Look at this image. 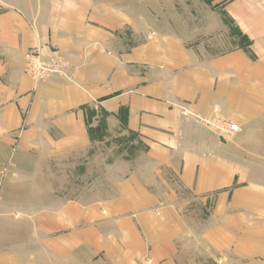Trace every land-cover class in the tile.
<instances>
[{
    "label": "crops",
    "instance_id": "1",
    "mask_svg": "<svg viewBox=\"0 0 264 264\" xmlns=\"http://www.w3.org/2000/svg\"><path fill=\"white\" fill-rule=\"evenodd\" d=\"M212 5L0 0V264H264V0ZM92 129L143 160L89 179Z\"/></svg>",
    "mask_w": 264,
    "mask_h": 264
},
{
    "label": "rangeland",
    "instance_id": "2",
    "mask_svg": "<svg viewBox=\"0 0 264 264\" xmlns=\"http://www.w3.org/2000/svg\"><path fill=\"white\" fill-rule=\"evenodd\" d=\"M197 1L201 3H206L209 6H213L212 4L216 2L217 0H197ZM209 8L210 7L206 9V12L203 13L202 11L201 13L205 14L206 16V13L209 11ZM231 28H232L233 48H234L238 44V42L237 44L234 42V38L237 40L239 39V44H243L244 39L242 36H239V33L236 31L237 29L234 26H231ZM241 39H242V42H240ZM40 56L42 59L41 61L45 63L46 62L50 63V61L55 59L53 57L52 59L46 60L44 59L42 55ZM28 57H27V71H28V64H29ZM60 60H62L66 64L67 66L66 72L68 74V65L66 61L63 60L62 58H60ZM108 133L109 132L104 131L103 136H100L101 134L97 136L94 129H92L89 133L90 134L89 135L90 137L89 147H92V149L91 150L89 149V154H88V158H89L88 162L90 163L88 166L89 168L88 178L95 179V177L99 178L100 176H102L105 181L104 183L105 187L110 185L111 182L109 181L112 178H116V177L120 179L125 178L131 172L128 169L127 163L131 161L143 160V154H141V152L137 153L136 151L137 150L142 151L144 148L142 145H137L135 139L128 138L127 136H123L124 132L122 131H115L114 134H108ZM233 135L231 134L226 135V137H223V138H230ZM116 164H119V169L117 170L115 169ZM101 165L103 166L102 170L100 169ZM0 237H1V233H0Z\"/></svg>",
    "mask_w": 264,
    "mask_h": 264
},
{
    "label": "built area",
    "instance_id": "3",
    "mask_svg": "<svg viewBox=\"0 0 264 264\" xmlns=\"http://www.w3.org/2000/svg\"><path fill=\"white\" fill-rule=\"evenodd\" d=\"M41 53L39 51H31L28 57V73L34 80L36 84L46 81L54 76L69 78L66 70V64L60 60V58H55L50 63L42 62ZM183 116H191L197 121L203 123L207 127L211 128L216 134L221 137H226V135H233L239 132V126L233 123H228L220 120H211L198 115L192 114L187 109H182Z\"/></svg>",
    "mask_w": 264,
    "mask_h": 264
}]
</instances>
